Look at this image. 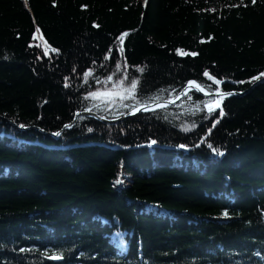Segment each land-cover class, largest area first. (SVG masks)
Here are the masks:
<instances>
[{
	"label": "trees",
	"instance_id": "1",
	"mask_svg": "<svg viewBox=\"0 0 264 264\" xmlns=\"http://www.w3.org/2000/svg\"><path fill=\"white\" fill-rule=\"evenodd\" d=\"M0 264H264V0H0Z\"/></svg>",
	"mask_w": 264,
	"mask_h": 264
},
{
	"label": "water",
	"instance_id": "2",
	"mask_svg": "<svg viewBox=\"0 0 264 264\" xmlns=\"http://www.w3.org/2000/svg\"><path fill=\"white\" fill-rule=\"evenodd\" d=\"M189 90H196L199 93L203 94V95H207V96H223L226 95V93H211L208 90L204 89L201 85L197 84V83H192V84H187L182 91L174 98L170 99V100H162V101H156L150 104H146V105H141L136 107L135 109H133L131 112L123 115L122 117L116 118V119H108L106 117H103L101 115H99L98 113H95L93 111H88V112H84V114H88V115H92L106 123H115L118 121H121L124 118H127L129 116L135 115L145 109H149L153 106H157V105H169V104H174L179 102L186 94ZM51 260H59L60 257L57 256H51L50 257Z\"/></svg>",
	"mask_w": 264,
	"mask_h": 264
},
{
	"label": "rangeland",
	"instance_id": "3",
	"mask_svg": "<svg viewBox=\"0 0 264 264\" xmlns=\"http://www.w3.org/2000/svg\"><path fill=\"white\" fill-rule=\"evenodd\" d=\"M97 90V93L99 94L100 97H104V94H106V91L108 90L107 85L102 82L99 86L95 88ZM216 102L215 104H217Z\"/></svg>",
	"mask_w": 264,
	"mask_h": 264
},
{
	"label": "snow or ice",
	"instance_id": "4",
	"mask_svg": "<svg viewBox=\"0 0 264 264\" xmlns=\"http://www.w3.org/2000/svg\"><path fill=\"white\" fill-rule=\"evenodd\" d=\"M66 127H69V126L67 125ZM56 135H60V133H56ZM155 143H156V141H152V144H155ZM221 154H222V153H221ZM116 183H117V184H120L121 181H120V180H117Z\"/></svg>",
	"mask_w": 264,
	"mask_h": 264
}]
</instances>
